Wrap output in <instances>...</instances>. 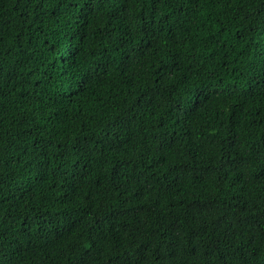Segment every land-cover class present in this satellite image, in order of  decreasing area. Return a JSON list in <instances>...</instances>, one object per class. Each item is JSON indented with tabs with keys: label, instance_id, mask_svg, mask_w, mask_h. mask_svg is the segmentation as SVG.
Returning <instances> with one entry per match:
<instances>
[{
	"label": "trees",
	"instance_id": "trees-1",
	"mask_svg": "<svg viewBox=\"0 0 264 264\" xmlns=\"http://www.w3.org/2000/svg\"><path fill=\"white\" fill-rule=\"evenodd\" d=\"M0 264H264V0H0Z\"/></svg>",
	"mask_w": 264,
	"mask_h": 264
},
{
	"label": "clouds",
	"instance_id": "clouds-1",
	"mask_svg": "<svg viewBox=\"0 0 264 264\" xmlns=\"http://www.w3.org/2000/svg\"><path fill=\"white\" fill-rule=\"evenodd\" d=\"M177 67H179V65H177ZM180 83H183V80H181Z\"/></svg>",
	"mask_w": 264,
	"mask_h": 264
}]
</instances>
